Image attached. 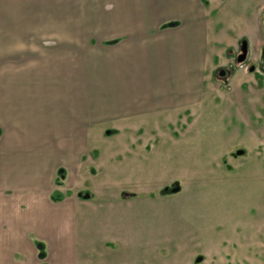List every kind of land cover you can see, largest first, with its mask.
Here are the masks:
<instances>
[{"label": "crops", "instance_id": "obj_1", "mask_svg": "<svg viewBox=\"0 0 264 264\" xmlns=\"http://www.w3.org/2000/svg\"><path fill=\"white\" fill-rule=\"evenodd\" d=\"M0 1L4 40L52 47L35 51L52 61L35 67L34 81L26 77L18 105L0 98V264H75L59 232L84 218L86 202L72 189L87 180L91 140L153 116L196 112L212 60L237 39L248 42L253 25L261 32L264 5L249 33L232 38L222 0Z\"/></svg>", "mask_w": 264, "mask_h": 264}, {"label": "rangeland", "instance_id": "obj_2", "mask_svg": "<svg viewBox=\"0 0 264 264\" xmlns=\"http://www.w3.org/2000/svg\"><path fill=\"white\" fill-rule=\"evenodd\" d=\"M222 1L231 37L247 35L264 0L256 7L254 0ZM2 13L0 1V98L18 105L26 77L34 81L35 67L40 72L52 61L35 51L52 47L4 40ZM256 28L245 62L235 61L240 39L212 60L196 112L153 116L126 133L91 140V166L82 167L87 180L72 189L86 202L84 218L59 232L66 258L74 255L75 264H264V27ZM220 68L230 75L217 78ZM61 183L69 187L67 179ZM29 238L45 252L44 241Z\"/></svg>", "mask_w": 264, "mask_h": 264}, {"label": "flooded vegetation", "instance_id": "obj_3", "mask_svg": "<svg viewBox=\"0 0 264 264\" xmlns=\"http://www.w3.org/2000/svg\"><path fill=\"white\" fill-rule=\"evenodd\" d=\"M264 36V35H263ZM243 42H246V46H247V51H246V57H245V60L243 62H245L248 58V54H249V47H248V42L246 40H241L240 41V44H239V47H238V52L236 53L235 55V61L237 62V57L239 55H241V46H242V43ZM260 56L262 58V63H264V47H262L261 51H260ZM231 73V70L230 69H224V68H220L217 70L216 72V77L217 78H224L226 76H229Z\"/></svg>", "mask_w": 264, "mask_h": 264}, {"label": "water", "instance_id": "obj_4", "mask_svg": "<svg viewBox=\"0 0 264 264\" xmlns=\"http://www.w3.org/2000/svg\"><path fill=\"white\" fill-rule=\"evenodd\" d=\"M246 51H247V46H246V42H243L242 43V46H241V55H239L237 57V63H242L244 60H245V57H246ZM107 134H109V132H107ZM179 188H174L172 189V193H175V192H178ZM85 198H88V196H86ZM43 255L40 254V257H42Z\"/></svg>", "mask_w": 264, "mask_h": 264}, {"label": "trees", "instance_id": "obj_5", "mask_svg": "<svg viewBox=\"0 0 264 264\" xmlns=\"http://www.w3.org/2000/svg\"><path fill=\"white\" fill-rule=\"evenodd\" d=\"M164 193H165V190H163L162 194H164ZM52 199H54V200H59L60 197L52 196Z\"/></svg>", "mask_w": 264, "mask_h": 264}]
</instances>
